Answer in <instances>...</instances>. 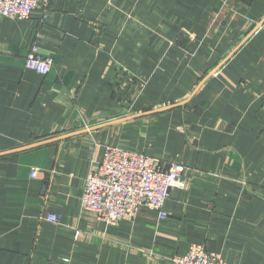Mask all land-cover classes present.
<instances>
[{
    "label": "crops",
    "instance_id": "obj_1",
    "mask_svg": "<svg viewBox=\"0 0 264 264\" xmlns=\"http://www.w3.org/2000/svg\"><path fill=\"white\" fill-rule=\"evenodd\" d=\"M45 1L0 16V264H264V0ZM107 147L186 167L167 219L81 208Z\"/></svg>",
    "mask_w": 264,
    "mask_h": 264
},
{
    "label": "built area",
    "instance_id": "obj_2",
    "mask_svg": "<svg viewBox=\"0 0 264 264\" xmlns=\"http://www.w3.org/2000/svg\"><path fill=\"white\" fill-rule=\"evenodd\" d=\"M48 6L45 0H0V16L28 20L37 10L45 8L48 13ZM53 66L54 60L42 55L37 45L30 47L25 59L26 69L46 77ZM185 173L186 167L181 163L167 169L155 157L107 147L103 161L86 178L80 206L108 226L135 219L143 208L158 212L160 219H167L166 203L173 189L184 187ZM35 176L33 172L32 177ZM45 220L59 222L56 215L48 214ZM170 264L227 263L223 254L208 251L202 245H192L187 254L174 256Z\"/></svg>",
    "mask_w": 264,
    "mask_h": 264
},
{
    "label": "water",
    "instance_id": "obj_3",
    "mask_svg": "<svg viewBox=\"0 0 264 264\" xmlns=\"http://www.w3.org/2000/svg\"><path fill=\"white\" fill-rule=\"evenodd\" d=\"M65 138H66V137H65ZM65 138H61L60 140H63V139H65ZM44 143H47V142H43V143H40V144H34V145H31V146L26 147V148L28 149V148L36 147V146L42 145V144H44ZM26 148H23V149H26Z\"/></svg>",
    "mask_w": 264,
    "mask_h": 264
}]
</instances>
